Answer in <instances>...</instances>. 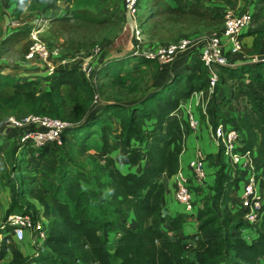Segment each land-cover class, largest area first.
Masks as SVG:
<instances>
[{
    "label": "trees",
    "instance_id": "1",
    "mask_svg": "<svg viewBox=\"0 0 264 264\" xmlns=\"http://www.w3.org/2000/svg\"><path fill=\"white\" fill-rule=\"evenodd\" d=\"M8 1V0H6ZM227 5H237L240 0H217ZM261 6L264 0H256ZM261 8V7H260ZM260 10V9H259ZM143 14V27L159 13L192 14L202 18L224 19L223 12L211 6H203L193 0H148ZM52 17L53 14H49ZM72 16L86 22L102 23L106 17L88 9H75ZM55 18L66 20L65 16ZM54 18V20H56ZM58 19V20H59ZM146 24V25H145ZM31 29H18L11 32L5 39L17 42L27 39ZM253 49L258 52L264 43V30L257 29ZM7 40V41H8ZM26 52L29 45H26ZM132 57V55H129ZM129 57V58H130ZM141 61L161 65L158 61L139 56ZM124 57L110 60V76L120 77ZM258 69L264 68V60L255 63ZM37 67V65L35 66ZM108 66H105L107 68ZM187 73L174 71L171 76L157 89L138 102L122 103L119 101L103 102L101 115L89 112L97 110L93 101L96 88L80 71L79 67H59L51 76L55 79L44 94L36 90L37 79L21 76L19 80L11 74L0 73V88L14 86L11 94L2 97V108L8 115L23 117L29 113H47L64 117V97L61 87L74 76L85 93L81 104L79 119L63 133L62 143L70 141V134L82 145L97 132H102L107 141L108 133L115 130L113 117L120 119L122 145L127 148L121 162L122 165H139V169H123L115 164L113 156L104 150L105 162L93 160L95 168L107 172L111 202L121 220L130 216L133 225L125 228L116 238L113 250L109 248L106 232L111 229V222L92 210L97 202L94 192L85 187L88 181L83 170L63 171L57 178L44 187L31 189L44 203V215L49 219L47 244L51 246L54 256L41 255L31 263L24 252L15 243L0 245V259L8 254L13 257L10 264H264V213L259 224H249L244 218V211L228 210L233 187L239 189L241 178L230 173L227 161L220 166L215 178L213 190L216 197L224 202L227 209L224 224L212 206H205L197 214L199 226L196 233L180 235L179 230L187 221L186 214L179 212L173 215L167 228L162 225L165 207V183L161 175L165 172L175 174L181 166L183 154V122L172 117L180 105L188 100L196 91L207 87V68L197 57L186 64ZM226 74L228 97L238 106L245 99L246 105L242 113H238L235 122L245 132V149L256 148V169L259 176L264 177V94L252 84L244 81L250 68L243 64L219 65ZM50 76H48L49 78ZM47 78V79H48ZM22 79V81H21ZM221 100V99H220ZM214 116V113H213ZM150 119V121H148ZM233 122V121H232ZM140 143L132 146L133 141ZM53 145V144H52ZM50 144L39 149L35 159L40 164L47 154ZM105 148L110 146L105 143ZM216 164H221L222 150L215 156ZM225 160V159H224ZM98 183L101 181L97 176ZM44 191H50L48 200ZM219 199V200H220ZM206 203V199L204 204ZM9 206L7 212L15 210ZM204 207V206H203ZM230 207V206H229ZM253 230L250 238L242 228ZM198 235L196 244L186 245L185 239ZM49 247V249L51 250ZM229 253V254H228Z\"/></svg>",
    "mask_w": 264,
    "mask_h": 264
},
{
    "label": "rangeland",
    "instance_id": "2",
    "mask_svg": "<svg viewBox=\"0 0 264 264\" xmlns=\"http://www.w3.org/2000/svg\"><path fill=\"white\" fill-rule=\"evenodd\" d=\"M147 1L142 0L139 12L141 22L143 14L145 15L146 13ZM193 2L200 3L203 6H211L217 10L223 8L220 3H217V0H193ZM248 6L246 8H249ZM75 9H88L100 16L106 17V19L102 23L79 20L72 16V12ZM240 9L242 8L240 7ZM256 10H251L254 13L253 24L258 27H264V5H258ZM49 14H53L52 17L48 18ZM57 16H65L67 19L58 18V20L55 18ZM222 25L223 20L217 18H199L187 13L185 15L171 14L169 12L159 13L144 26V47L175 40L181 36H191L193 38L205 37L214 31L221 30ZM26 28H30L31 32L37 33V36L52 46L53 49L61 52L62 56L72 59L76 58V63L73 66H77L80 69L87 63L91 65L94 69L92 82L96 88V93H98L100 103L107 101H119L122 103L138 102L153 90L163 85L168 77L171 76L169 72L161 71L160 66L156 67L154 63L141 61L139 56L135 55L137 42L132 37L130 27L124 17L123 0H0V73L14 75L17 80L21 76L23 78L36 77L38 80L36 90L41 94H44V91L52 85L55 79L51 76L48 78L44 67L38 66L40 62L42 64V61H37L36 59L27 60L25 58L26 45L31 44L32 40L30 38H32V33L27 39L17 42L5 39L14 30ZM246 48L249 49L244 56V59H247V61L239 64H243L248 70L250 68L244 81L252 84L260 90L261 94H264V68L258 69L255 64L259 60H264V58L261 59L260 55L256 56L259 51H254L253 47L252 49L250 47ZM129 55H132V57ZM118 57H124L125 62L122 65H118L123 67L120 70V77L115 78L110 76L109 63L112 58ZM182 59V57L178 58L177 63L178 60L181 61ZM191 60L178 64V69L174 67L171 69L186 74V64ZM36 65L37 67H35ZM105 66L108 67L104 69ZM221 74L222 78L218 89H221L222 92L216 90L215 98H212V105L215 107L213 108L215 117L212 115L210 120H205L206 117L201 111V106L199 104L195 106L196 111L201 115V122L197 130L191 128L185 129V146L188 148V145L192 144L191 137H194L195 131H198L197 134L199 133L203 123L212 126L216 123L218 117L222 118L221 120L223 121H230L231 118L228 116L235 114L233 105L237 107L236 109L240 113L244 110L246 100L243 99L238 106L228 97L227 84L230 81L226 79V74L223 71H221ZM71 77L73 79L65 83L61 87V90L64 97V117H67L74 124L79 119L78 115L85 93L77 83L75 77ZM13 90L14 86L12 85L0 88V179L3 180L4 185L8 186L6 190H10L9 196L11 197L10 200H6L5 196L0 195L1 210L5 212L9 206L14 205L16 206L14 211L37 213L38 217L50 225L49 219L44 215L45 206L43 201L31 193L30 190L37 189L38 186L44 187L49 185V182L56 178L58 182L59 176L63 171L72 169L83 170L88 178V181L84 185L94 192L97 199V202L92 205V210L97 215L111 222L112 227L106 232V236L109 248L113 250L114 242L110 244L111 238L116 233L120 234L125 228L132 226L133 222L130 216L127 215L121 220V214L116 212L115 206L110 200L109 187L106 185V182L110 180L108 171L101 172L95 168L93 160L97 159L105 162L104 150H106L109 155L114 157L115 164L118 167L122 166L121 158L127 148L122 145L123 137L120 134V119L118 117L112 118L115 130L108 133L107 141L104 139L102 132H97L82 145L70 134L69 142H65L64 145H51L46 156L38 164L35 159L39 156V150L30 145L24 146L21 143L20 131L5 126L9 115L2 108V97L5 94H11ZM218 98L221 100L217 101ZM102 107L89 112V116H92L93 113L97 116L101 115ZM177 114L174 112L172 117H177ZM186 116L187 112H183L180 115V120H182L183 124L186 123ZM196 136L201 140L199 135ZM209 139L210 141L208 140L207 144H201L200 141L199 147L203 148L204 152L207 150L205 157L209 159V163L213 166L219 165L220 168L221 165L224 166L223 164L226 160L221 157V164L215 163L214 160L217 158L207 149L209 147L213 150L215 149L216 152L219 151L211 136V131ZM106 142H109L111 146L108 149H104ZM33 156L35 159L32 158ZM184 164L185 170L191 172L189 159L184 160ZM141 165L142 163L139 164L138 168ZM134 167V165L128 166L130 169ZM98 175L101 179L99 183ZM263 181L259 179L257 187L260 192H263L264 200ZM215 183V177L211 175L204 187V194L201 197L206 199V203L203 205L204 207L198 204L196 213L198 214L207 205L212 206L215 213L219 214L220 222L224 224L223 220L227 209H232L229 207V203L226 209L224 202L216 197V192L213 190ZM199 188L201 187L198 185L193 186V189L198 194ZM44 192L47 199L50 200L49 193L51 192ZM233 196L236 200L237 195L235 192H233ZM179 205L182 206L181 203ZM197 219L198 217L196 216L194 220L196 221ZM18 245L24 252L27 261L31 263L41 255L51 254L54 256L49 244H45L39 248L37 244H33L30 241V238L19 242ZM8 252L9 254L0 259V264H10L13 254L10 250ZM262 260L264 262V258ZM58 264H63V262L60 261ZM77 264L81 263L78 262ZM220 264H225V258L221 259Z\"/></svg>",
    "mask_w": 264,
    "mask_h": 264
},
{
    "label": "built area",
    "instance_id": "3",
    "mask_svg": "<svg viewBox=\"0 0 264 264\" xmlns=\"http://www.w3.org/2000/svg\"><path fill=\"white\" fill-rule=\"evenodd\" d=\"M142 0H123L124 17L131 30V35L136 40L137 45L135 55L145 56L159 62L161 66L173 64L178 58L192 59L199 58L207 68V87L196 91L191 97L180 105L187 112L186 123L182 125L183 129V152L187 148L185 146L186 132L185 129L197 130L200 126V115L196 111V105L201 106V111L205 114L206 120H210L213 115L212 98H215V92L220 91L219 65H236L231 56L242 51L244 48V36L253 27L254 13L252 9H240L237 5H227L221 9L224 14L223 25L221 30L214 31L212 34L193 38L191 36H181L178 39L165 41L156 45L144 47V27L140 20L139 12ZM32 31V30H31ZM32 33V40L25 54L27 60L36 59L42 61L38 66L44 67L46 75L52 76L59 67H71L75 64V59L62 56V53L43 41L37 33ZM89 63L83 65L81 69L83 75L93 84L94 69ZM213 96V97H212ZM220 101V100H217ZM103 102H99L98 93H95L93 105L98 109ZM73 125L69 119L54 116L47 113H29L23 117L9 115L6 127L19 130L21 143L24 146H32L39 150L50 144H61L64 131ZM211 136L218 147L222 150L224 159L230 165V173L241 178V189L233 187L231 190V209H239L244 211V218L249 224H259L264 213L263 192L257 187V182L261 178L260 171L256 169V148L245 149L243 147L245 132L235 122L218 120L211 126ZM132 146L139 147L137 140L133 141ZM195 157L189 160L191 172L187 173L182 165L175 176L174 195L176 200L182 204L186 214L187 221L189 216H197L196 209L198 204L202 207L205 199L201 198L204 194L203 190L210 176L216 178L219 165L215 172L208 169L209 159H206V151L197 146L195 149ZM195 183V184H194ZM194 185H198L199 194L193 189ZM202 189V190H201ZM240 194H237V191ZM233 192L236 193L232 199ZM233 201V202H232ZM165 203L163 217L165 222L162 225L167 228L169 221L174 213L169 212ZM44 219V217H43ZM199 225V220H196ZM247 238L251 237L253 230L248 227L242 228ZM197 229L193 232L196 233ZM120 234L116 233L110 240L116 243V238ZM30 238L33 244H37L39 248L47 244L48 224L38 217L37 213L12 211L3 212L0 203V239L7 244L23 242ZM198 235L185 239L186 245L196 244ZM49 248V247H48ZM8 250H10L8 248ZM11 251V250H10ZM38 253V252H37Z\"/></svg>",
    "mask_w": 264,
    "mask_h": 264
},
{
    "label": "crops",
    "instance_id": "4",
    "mask_svg": "<svg viewBox=\"0 0 264 264\" xmlns=\"http://www.w3.org/2000/svg\"><path fill=\"white\" fill-rule=\"evenodd\" d=\"M217 3H220L223 6V8L225 6H227V4L224 3V2L218 1ZM258 5H260V4H258L256 2V0H240L239 3L237 4V7H239V8L241 7L243 10L244 9H252V10L255 9V11H257L258 9L256 10V8L258 7ZM247 6L249 8H246ZM257 29H264V27H262V26L258 27L257 25H254L253 24V27L250 29V31L243 38V41H244V48H243V50L240 51V52H238L237 54H234V55L231 56V59L232 60L234 59L233 62H236L237 64H240L242 62L247 61V59H244L245 58L244 56L246 55V53L249 50L246 47H250V49H252V47H253V41H254V38H255V34H253L251 32L254 31V30H257ZM257 55H260V58L261 59L264 58V43H263L262 49L256 54V56ZM254 59H256V58H254ZM188 60L189 59H187V58H183L181 61L178 60V63H177V60H176L173 64L161 66L160 69H161V71L169 72L170 75H171L172 71H174V70H172L173 67L175 69H178V66H177L178 64H181L183 61H188ZM190 99H191L192 102L194 101L192 97H190ZM217 100H220V98H218ZM236 108L237 107L233 105V109L235 111V114L234 115L231 114L230 116H228L229 118H231V120L228 121V122H232V121L233 122H236L237 121L236 117H237L239 111H237ZM183 112H185V109L183 107L180 108L179 110L175 111V114L178 113L177 114L178 115L177 118H180V115H182ZM213 117H215V116H213ZM200 118H201V115H200ZM221 119L222 118L218 117L217 118V121L218 120H221ZM210 131H211V126H209L207 123H203L201 125V129L199 130V133L198 134H197L198 131H195L196 134H194V137H191V143L192 144L191 145L189 144L188 145L189 148L187 147L185 149V151L183 152V154H182L181 165H182V167L184 169H185L184 160H188V159L190 160L193 157H195V151H196L195 149H196L197 146H199L200 141H201V144H203V143L207 144L210 141V139H209V137H210ZM196 135H199L200 138H201V140H199L198 139L199 137H197ZM207 149L210 150V153L211 154H214L215 156L218 153V151L216 152L215 149L213 150V149H211L209 147ZM215 160H217V159H215ZM122 167H123V169H129L128 166H126V165H122L121 168ZM138 167H139V165L135 166L133 169H139ZM207 167H208L209 171L211 170L210 172H215L216 169H217V165L216 166H213L210 163H208V166ZM213 168H214V170H213ZM218 171H219V168H218ZM187 173H189V172H187ZM160 177H161V180L165 183V186H166V192H165V200H166V202L165 203L167 204V206H166L167 210L169 212H171V213L173 212L174 214L181 212L183 210V208H182L183 206H180L179 205L180 203L176 200L175 195H174V187H175V176H174V174L173 175H170L169 173L165 172ZM260 179L264 180V177H262ZM263 183H264V181H263ZM7 187L8 186L4 185L3 180L0 179V195L5 196L6 197V200H10L11 199V197L9 196L10 190L7 191L6 190ZM237 194H240V191L239 190L237 191ZM232 199H234V196L232 197ZM230 205H231V199H230V202H229V206ZM188 218H189V220L186 221L184 223V226L178 231L180 235H187L189 233H193L196 229H198V226L199 225L194 220L196 218L195 215H191ZM187 224H188V226H186ZM0 245H1V239H0ZM8 254H9V252H8Z\"/></svg>",
    "mask_w": 264,
    "mask_h": 264
}]
</instances>
